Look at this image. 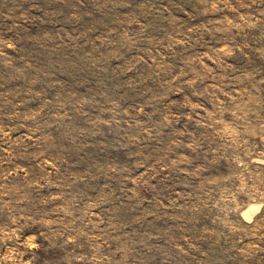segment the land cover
<instances>
[{
    "label": "rangeland",
    "instance_id": "obj_1",
    "mask_svg": "<svg viewBox=\"0 0 264 264\" xmlns=\"http://www.w3.org/2000/svg\"><path fill=\"white\" fill-rule=\"evenodd\" d=\"M0 264H264V0H0Z\"/></svg>",
    "mask_w": 264,
    "mask_h": 264
}]
</instances>
